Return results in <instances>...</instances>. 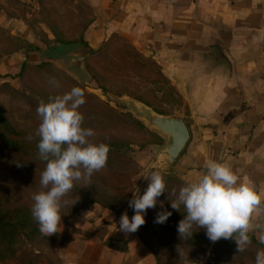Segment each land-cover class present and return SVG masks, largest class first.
I'll return each mask as SVG.
<instances>
[{
	"label": "rangeland",
	"instance_id": "1",
	"mask_svg": "<svg viewBox=\"0 0 264 264\" xmlns=\"http://www.w3.org/2000/svg\"><path fill=\"white\" fill-rule=\"evenodd\" d=\"M61 2L0 1V86L3 87H0V107L4 109L3 119L12 124L10 134L7 129L0 128V206L8 210L17 208L21 212L19 216H24L22 210L31 212L32 196L40 191V174L46 163L37 158L39 137L36 130L40 118L36 108L47 96L63 95L78 86L88 93L90 97L85 98L84 105L97 114L99 110L101 120L94 123L81 106L79 110L85 114L83 126L94 130L95 135L89 138L91 142L109 146L108 160L104 168L93 173L90 181L76 182L64 197L69 205L61 209L62 224L58 233L48 237L39 232L29 240L21 237L13 255L0 264L70 263L75 259V244H85L92 238L104 239L106 235H110L107 243L114 242V247L122 248L124 237L117 231L121 215L125 211L130 219L134 215L128 201L137 189L139 195L144 194L149 184L144 176L153 171L162 173L167 191L157 198L155 208L147 210L145 224L133 234L149 249L156 264H255L256 253L264 250V246L252 238L246 250L238 253L234 240L221 239L212 243L203 228H194L195 232L187 240L181 239L177 232L184 209L181 207V212L172 209L169 200L175 199L172 192H178L186 181L174 166L169 171L162 169L159 152L164 141L133 116L139 102L163 113L164 103L174 101L157 64L124 40L116 39L117 44L110 42L105 48H93L97 52L86 61L91 82L80 84L67 73L62 61L54 63L50 56L40 59L34 52V48L40 46L39 42L48 37L49 29L59 28L53 30L57 35L77 39L74 30H61L65 20ZM66 19H69L66 25L70 28L74 19L72 16H66ZM11 22L24 23L28 36L18 38L13 35ZM24 61L33 65H40L42 61L48 66L22 77ZM52 78L59 87L49 83ZM167 91L170 93H165ZM24 94L29 98L27 105L23 104L27 100L20 96ZM30 135L32 140L27 139ZM21 156L24 161L19 159ZM27 164L31 170L26 169L24 165ZM164 209L172 215L164 224L154 223L157 213Z\"/></svg>",
	"mask_w": 264,
	"mask_h": 264
},
{
	"label": "crops",
	"instance_id": "2",
	"mask_svg": "<svg viewBox=\"0 0 264 264\" xmlns=\"http://www.w3.org/2000/svg\"><path fill=\"white\" fill-rule=\"evenodd\" d=\"M61 14V30H74L77 39L44 48L48 53L40 59L50 56L65 67L53 58L52 46L83 42L92 52L124 40L157 64L172 91L174 101H166L161 114L184 120L190 130L174 165L184 180L198 179L209 160L227 162L238 182L264 194V0H62ZM66 16L74 19L70 28ZM10 28L18 38L28 36L24 23ZM53 30L60 29H49L50 41ZM252 223L249 236L261 244L264 209ZM117 231L122 248L106 242L110 235L92 238L75 244V259L63 264H156L137 235Z\"/></svg>",
	"mask_w": 264,
	"mask_h": 264
},
{
	"label": "clouds",
	"instance_id": "3",
	"mask_svg": "<svg viewBox=\"0 0 264 264\" xmlns=\"http://www.w3.org/2000/svg\"><path fill=\"white\" fill-rule=\"evenodd\" d=\"M49 83L59 87L55 78ZM85 102L83 89L73 87L63 95L50 97L46 103L41 102L36 110L40 118L36 130L39 137L37 158L46 166L40 174V191L32 196L31 214L39 231L48 237L60 231L61 209L69 205L64 197L75 183L90 181L93 173L107 164L109 146L91 142L89 138L95 132L83 126L84 116L79 109ZM27 139L33 137L30 135ZM144 177L149 180L148 187L143 195H139L138 189L133 192L128 206L134 215L131 219L126 211L121 215V232L135 233L144 225L147 210L155 208L157 198L167 191L160 171ZM238 181V175L227 162L209 160L205 173L186 182L178 192L173 191L175 199L169 200L171 208L184 209L183 219L177 226L180 238L190 239L194 228H203L212 243L221 239L234 240L237 252L245 251L251 243L249 232L254 229L253 215L264 209V194L253 185ZM171 215L172 212L164 209L157 213L154 223L164 224ZM259 242L264 244V229ZM255 264H264V250L257 251Z\"/></svg>",
	"mask_w": 264,
	"mask_h": 264
},
{
	"label": "water",
	"instance_id": "4",
	"mask_svg": "<svg viewBox=\"0 0 264 264\" xmlns=\"http://www.w3.org/2000/svg\"><path fill=\"white\" fill-rule=\"evenodd\" d=\"M50 51L53 58L65 61L67 72L74 76L78 82L81 84L91 82V76L86 68V61L91 54L88 45L83 42L61 44L52 46ZM216 55L220 61L225 62L219 50L216 51ZM133 116L147 130L164 141L160 147L159 156L162 169L169 171L176 164L191 139V133L186 123L182 119L158 113L144 103L138 104Z\"/></svg>",
	"mask_w": 264,
	"mask_h": 264
},
{
	"label": "trees",
	"instance_id": "5",
	"mask_svg": "<svg viewBox=\"0 0 264 264\" xmlns=\"http://www.w3.org/2000/svg\"><path fill=\"white\" fill-rule=\"evenodd\" d=\"M86 31H87V29L85 30V33H86ZM53 33H55V32H53ZM55 36H56V39L54 41H50V40H48V38H46V40L43 41L42 43L39 42L40 46L34 48L35 49L34 52H36L37 54H40L41 56H44L48 53L47 51H45L44 48H48L49 46H51L54 43H65V39L63 37H61L60 35H57L56 33H55ZM83 39H84V37H83ZM93 50L91 52V56L97 52V51H93ZM46 66H48V65L42 61H41L40 65H33V64L24 63L22 65L20 76L23 77L26 73H29L32 71L42 70ZM95 81L97 83H99V80L96 78H95ZM1 85H3V84H1ZM1 88H3V87H1ZM99 89H102V88L99 87ZM83 91H84V97L85 98L90 97L84 89H83ZM18 94H21V93L19 92ZM20 96H22L23 98H25L27 100V102H23L24 105L25 104L27 105L29 98L26 97L25 94L20 95ZM49 98L50 97L47 96V99L45 101L48 102ZM39 99L43 100L42 97H40ZM45 101H42V102H45ZM31 102L32 103L34 102V104L36 103L33 99L31 100ZM39 104H38V106H39ZM92 105H97V104L92 103ZM82 106H84V108L86 110L85 113L88 115L89 118H91L93 120L94 123L101 120L99 110H98V114H97V112L93 111L90 107H87V105H82ZM97 106L99 108L101 107L100 105H97ZM37 108H36V110H37ZM3 112H4V109L2 107H0V128L7 129V133L10 134L11 131L9 129H10V126H12V124H8L3 119V116H2ZM83 115L85 117L84 113H83ZM19 159H21L23 161L25 160V158L22 156L19 157ZM26 159H28V158H26ZM24 166L27 167L26 169L31 170V167H29L28 164L24 165ZM3 209H7V208L0 206V262H5V260H7L9 257H11L13 255L14 251L16 250V247L18 245H20L19 240L21 239V237L22 238L25 237L29 240L31 237H33L32 235H37V233L40 232L38 223L36 224L35 220L32 217V214L29 210H22L25 213V215L19 216V215H21V212L17 208L16 209H10V210H8V209L3 210ZM7 218H9V220H7ZM23 264H33V262L29 261V262H25Z\"/></svg>",
	"mask_w": 264,
	"mask_h": 264
}]
</instances>
